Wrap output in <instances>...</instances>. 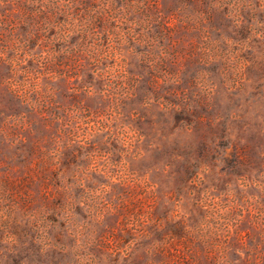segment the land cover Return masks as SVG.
I'll use <instances>...</instances> for the list:
<instances>
[{
	"label": "rangeland",
	"instance_id": "obj_1",
	"mask_svg": "<svg viewBox=\"0 0 264 264\" xmlns=\"http://www.w3.org/2000/svg\"><path fill=\"white\" fill-rule=\"evenodd\" d=\"M0 264H264V0H0Z\"/></svg>",
	"mask_w": 264,
	"mask_h": 264
}]
</instances>
